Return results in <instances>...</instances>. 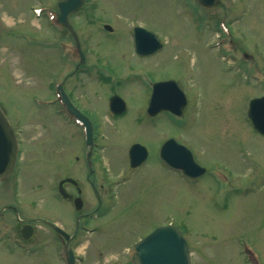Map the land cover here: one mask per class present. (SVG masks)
<instances>
[{
  "label": "rangeland",
  "instance_id": "1",
  "mask_svg": "<svg viewBox=\"0 0 264 264\" xmlns=\"http://www.w3.org/2000/svg\"><path fill=\"white\" fill-rule=\"evenodd\" d=\"M59 1L0 0V106L20 131L22 149L18 171L0 186V208L13 203L21 210L17 222L5 209L8 222L21 226L31 220L35 238L44 229L53 232L41 218L73 226L72 207L57 198L54 184L70 172L85 185L86 170L72 151H82L83 135L56 114L51 84L74 72L67 87L91 83L83 104L100 127L98 142L106 149L99 153L116 180L101 206L106 211L90 222L95 230L80 237L78 264H131L130 246L168 222L185 235L194 264H248L245 245L264 264V136L247 116L250 97L264 94V82H248L249 73L226 54L236 47L239 63L247 62L245 51L264 63V0H223V7L213 9H201L195 0H86L68 18L86 54L79 67L72 34L52 20ZM36 7L42 11L34 12ZM137 25L157 33L163 42L157 53H135ZM166 78L183 83L190 101L183 117L160 114L156 124L147 115L150 88ZM106 82H118L126 115L114 119L109 113ZM168 136L193 148L208 173L189 181L164 168L156 154ZM134 141L146 143L152 157L131 170L128 149ZM97 176L99 183L106 175ZM14 186L17 199L11 197ZM36 241L28 252L0 241V264H62L53 242L44 244L41 236Z\"/></svg>",
  "mask_w": 264,
  "mask_h": 264
},
{
  "label": "water",
  "instance_id": "2",
  "mask_svg": "<svg viewBox=\"0 0 264 264\" xmlns=\"http://www.w3.org/2000/svg\"><path fill=\"white\" fill-rule=\"evenodd\" d=\"M83 1H61L59 3V22L69 26L67 24V15L78 10ZM197 2L204 7L212 8L218 6L221 0H197ZM105 27L109 30L112 29L109 25ZM132 33L135 51L139 55L153 54L162 47V42L153 31L136 26L133 28ZM186 104L185 93L176 80L161 81L154 85L148 112L152 115L161 110H171L181 115ZM110 108L113 112L120 113L125 110V103L119 96L114 95L110 99ZM248 115L254 127L264 134V96L250 100ZM81 120H83L88 129L89 123L87 120L84 117H81ZM88 134H90L89 130ZM129 153L132 167L139 165L147 156L146 148L140 144H134L130 148ZM161 157L167 164L181 169L187 175H201L205 171L204 168L194 161L191 151L174 139L168 140L162 146ZM15 160V133L0 107V180L10 175ZM25 228L22 230L23 233H27ZM129 254L133 264H191L187 242L180 231L173 225L157 227L133 244Z\"/></svg>",
  "mask_w": 264,
  "mask_h": 264
},
{
  "label": "flooded vegetation",
  "instance_id": "3",
  "mask_svg": "<svg viewBox=\"0 0 264 264\" xmlns=\"http://www.w3.org/2000/svg\"><path fill=\"white\" fill-rule=\"evenodd\" d=\"M245 56H248L249 53L244 52L243 53ZM249 58H251V61L254 60L253 56H249ZM255 61H257L258 64H262V59L261 62L258 61L257 59H255ZM264 64V63H263ZM109 83V82H106ZM90 87L91 83L90 82H74L72 84V87L70 89H66L67 94L71 100V102L81 110V112L88 116L90 119H92V109L91 107L88 106H84L83 102L85 100H88L87 98L89 97L88 93H90ZM109 88V87H108ZM89 102V101H86ZM90 103V102H89ZM128 104V103H127ZM56 113L62 115V116H67V118H71L72 114L70 112V110L67 108V106L65 104H62V106L58 107L56 110ZM156 115L154 118H157ZM157 123V121H156ZM93 137L94 138H99L96 132V126L95 123H93ZM159 142V141H158ZM133 143V142H132ZM161 145V144H160ZM159 145V147H160ZM148 146V145H147ZM159 147L157 149V152L159 151ZM74 148V147H73ZM149 150V148H148ZM74 153V160L77 162L82 163L83 166V170H86L84 172V181H85V185L81 184L80 180H78V178L74 177L73 174H70V172H68L65 176L61 177L60 179H58L57 181V185L59 187L60 183H62V186L65 190V192H67L68 197H66L67 202H69L70 207H72L71 209L73 210V215L70 218V220H73V224L74 227H65L61 224L58 223V221H54V220H49L47 218H43L44 220V224H46V226H48L53 232H47V230L44 229L43 232H41V234H37L36 237H38V239L40 240V236H41V240H44L42 242L48 241L49 243H54L55 246L57 247V255L58 258H60L61 256L58 254L59 251V245H60V241L63 240V236L57 231L56 229V224L61 225L63 228H66L67 232L69 233V236L67 238H65L66 240L65 243L68 247V249H72L74 254L73 257H75V259L79 262H81V256L79 255V252L77 250L79 244H80V236H81V232H80V223L84 222L85 224L88 223L90 224V221L92 220L94 214L101 209V206L103 204V200L102 198L106 197L109 193L107 191H105L104 186L105 184H99L97 185V175L102 176L103 173H101L103 171L102 167L104 166L103 164H101L100 159H103L104 155L99 153L98 148L94 147V148H88L85 149L83 148L82 151L77 149L75 151L78 152H74V149L72 150ZM157 156V161H159L162 166L166 169H168L158 158ZM150 157H152V152H150L149 150V155L147 160L143 163H147L150 161ZM105 159V157H104ZM105 163V162H104ZM106 164V163H105ZM142 164V165H143ZM141 165V166H142ZM101 166V169H97V167L99 168ZM139 166V167H141ZM137 167V168H139ZM134 168V169H137ZM131 169V168H130ZM131 169V170H134ZM107 170V168H106ZM106 175L105 178L107 180V182L109 183H113L115 180L114 177L112 176H108L107 173L104 174ZM120 179V178H119ZM109 183V185H111ZM112 186V185H111ZM88 196H91V198L89 199ZM96 200L94 204L92 202V200ZM91 203H93V206L91 208H89V206L91 205ZM78 206H80L78 208ZM12 206H10L9 204H6L2 207V210H0V218L2 220L3 218V210L5 209H10ZM4 226L8 227V223L4 224ZM71 228V229H70ZM49 233V236L48 234ZM36 234V231H33V234L31 235V237H29L30 239H34V236Z\"/></svg>",
  "mask_w": 264,
  "mask_h": 264
},
{
  "label": "bare ground",
  "instance_id": "4",
  "mask_svg": "<svg viewBox=\"0 0 264 264\" xmlns=\"http://www.w3.org/2000/svg\"><path fill=\"white\" fill-rule=\"evenodd\" d=\"M105 149H106V147H105ZM103 158H104V157H103ZM63 190H64V188H63ZM64 191H65V190H64ZM97 218H99L98 215H97ZM41 219H43V218H41ZM94 230H95V229H94ZM94 230H93V231H94ZM136 241H137V240H136ZM35 247H36V246H35ZM243 249H244L243 251L246 253L247 250H248L249 248H248L247 245H245V246H243ZM80 250H81V248H80ZM245 255H246V254H245ZM256 255H257V254L254 253V261H256V262H260L261 259L259 260V257L256 256ZM260 263H261V262H260ZM193 264H194V261H193Z\"/></svg>",
  "mask_w": 264,
  "mask_h": 264
}]
</instances>
